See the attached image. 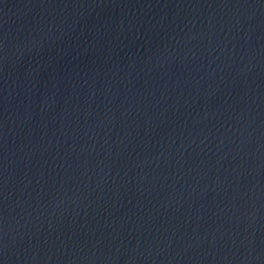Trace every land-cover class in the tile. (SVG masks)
I'll use <instances>...</instances> for the list:
<instances>
[{"label": "water", "instance_id": "obj_1", "mask_svg": "<svg viewBox=\"0 0 264 264\" xmlns=\"http://www.w3.org/2000/svg\"><path fill=\"white\" fill-rule=\"evenodd\" d=\"M0 264H264V0H0Z\"/></svg>", "mask_w": 264, "mask_h": 264}]
</instances>
